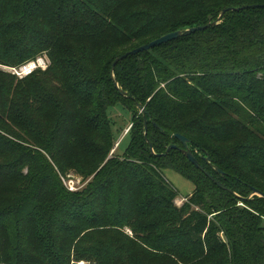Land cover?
Here are the masks:
<instances>
[{"label":"trees","instance_id":"1","mask_svg":"<svg viewBox=\"0 0 264 264\" xmlns=\"http://www.w3.org/2000/svg\"><path fill=\"white\" fill-rule=\"evenodd\" d=\"M249 5L264 0H0V64L51 61L18 82L0 72V264H264V199L245 200L264 193V8L119 63L135 101L111 77L118 56ZM137 103L156 154L181 134L232 192L179 149L153 154L142 113L112 156L108 111ZM167 169L196 185L180 208ZM72 171L85 190L67 189Z\"/></svg>","mask_w":264,"mask_h":264},{"label":"rangeland","instance_id":"2","mask_svg":"<svg viewBox=\"0 0 264 264\" xmlns=\"http://www.w3.org/2000/svg\"><path fill=\"white\" fill-rule=\"evenodd\" d=\"M40 57H46L48 60L49 66L51 65V61L45 53L44 55H40ZM11 66L0 64V72L3 74H11L10 68ZM17 82L19 80L18 77ZM130 111L126 108L122 107L121 105L114 106L109 109L108 114L112 120L113 124V131H114V147L111 151V155L115 157H119L120 159H125L124 155L126 149L128 148L131 137L126 135L132 127V120L134 119L138 121L141 117V112L131 105ZM120 145V146H119ZM165 179L178 191L179 197L174 201L175 206L178 208L182 207L185 202L187 201V196L191 195L195 190V183L190 178L184 176L183 174L176 172L171 169H167L164 172ZM90 180L84 181L83 177L76 174L75 171L70 172V175L67 179L63 180L64 184L66 185L67 189L72 193H77L85 190ZM260 199L256 196H253L252 200ZM243 206V204H240ZM257 208H259L264 213V205L257 204ZM125 233L131 237H133V232L129 227L125 228ZM79 264H85L84 261L80 262Z\"/></svg>","mask_w":264,"mask_h":264},{"label":"water","instance_id":"3","mask_svg":"<svg viewBox=\"0 0 264 264\" xmlns=\"http://www.w3.org/2000/svg\"><path fill=\"white\" fill-rule=\"evenodd\" d=\"M258 7L264 8V5H249V6L239 7V8L224 9L221 11L219 17L215 21H210L206 25L192 27L190 29L180 30V31H176L173 33L166 34V35H164V36H162V37H160V38H158V39H156V40H154L148 44H145L143 46H140L136 49H133L127 53H124V54L118 56L115 59V61L113 62L112 69H111V77H112V80L115 84L116 89L119 91V93L122 97H124L126 99H132L133 101H135V99L132 98V96L128 92L124 91L120 87V84H119V82L116 78V74H115V69H116L117 65L119 63H121L122 61L126 60L127 58H129L131 56H136L142 52L149 51L151 49H154L156 47H160L164 44L175 41L177 39L187 37V36H191V35L196 34L198 32H201V31L207 30L211 27H214L222 21V19L225 17V15L228 12H240V11L245 10V9L258 8ZM137 107L140 109L141 113L144 116L145 139H146V142L149 144L150 151L153 154H155L159 157L168 156L172 150L179 149L197 169H199L200 171L205 173L207 175V177H209L219 188H221L222 190H225V191L232 192L224 184H222L220 181H218L213 175H211V173H209L208 171L205 170V168L202 166V164L199 162V160L196 158V156L194 155V153L192 152V150L190 148L191 140L186 138L185 136H183L181 134L175 135V138L179 142H181V144L183 145V148H179L177 145H171L164 154H160V155L156 154L154 151V146L148 138V123L150 120L149 114H147L146 109L144 107H142L139 103H137ZM156 127H158V126L156 125ZM203 159H204V162L207 163L217 174H220L222 176L224 175V172L221 169H219L218 167H216L215 165L212 164L210 156L205 157ZM253 196H258V197L264 199V193L257 190V189H254L253 194L245 200H251L253 198Z\"/></svg>","mask_w":264,"mask_h":264},{"label":"built area","instance_id":"4","mask_svg":"<svg viewBox=\"0 0 264 264\" xmlns=\"http://www.w3.org/2000/svg\"><path fill=\"white\" fill-rule=\"evenodd\" d=\"M49 67L48 60L46 57H38L30 62H27L18 67H10V73L19 79L29 77L36 71H46Z\"/></svg>","mask_w":264,"mask_h":264}]
</instances>
